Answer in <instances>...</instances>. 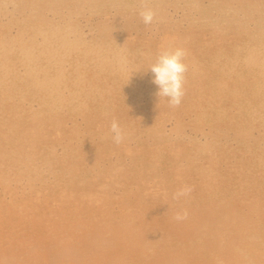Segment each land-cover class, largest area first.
<instances>
[{"label": "rangeland", "instance_id": "374dc122", "mask_svg": "<svg viewBox=\"0 0 264 264\" xmlns=\"http://www.w3.org/2000/svg\"><path fill=\"white\" fill-rule=\"evenodd\" d=\"M0 1V264H264V0Z\"/></svg>", "mask_w": 264, "mask_h": 264}, {"label": "clouds", "instance_id": "9594fccd", "mask_svg": "<svg viewBox=\"0 0 264 264\" xmlns=\"http://www.w3.org/2000/svg\"><path fill=\"white\" fill-rule=\"evenodd\" d=\"M142 22L150 25L155 17V12L149 7H142L138 12ZM187 55L183 48H161L155 62L150 65L148 70L153 74L152 83L157 86V96L167 98L170 107H179L185 95L184 82L185 74L188 71V65L184 62ZM112 141L119 145L123 139V130L116 120H113L110 126ZM194 191L193 185H187L174 194V199L188 196ZM188 213L184 211L176 213L174 219L182 221L187 219Z\"/></svg>", "mask_w": 264, "mask_h": 264}, {"label": "bare ground", "instance_id": "6f19581e", "mask_svg": "<svg viewBox=\"0 0 264 264\" xmlns=\"http://www.w3.org/2000/svg\"><path fill=\"white\" fill-rule=\"evenodd\" d=\"M0 2H1V1H0ZM2 5H3V4H2ZM4 6H5V5H4ZM55 30H56V29H55ZM55 30H54V31H55ZM54 31H53V32H54ZM40 32H43V31H40ZM32 36H33V35H32ZM44 36H46V35H44ZM53 36H54V35H53ZM46 37H47V36H46ZM51 37H52V36H51ZM63 37H64V36H63ZM63 37H62V39H63ZM34 38H36V37H34ZM36 39H37V38H36ZM45 39H46V38H45ZM30 40H31V39H30ZM32 40H33V37H32ZM32 40H31V41H32ZM63 40H64V39H63ZM54 41H55V40H54ZM54 41H53V42H54ZM67 41H68V40H67ZM45 42H46V41H45ZM71 42H72V40H71ZM47 43H49V41H48ZM68 43H70V42L68 41ZM64 44H65V43H64ZM75 44H76V43H75ZM77 44H78V43H77ZM258 44H259V43H258ZM37 45H38V44H37ZM41 45H42V44H41ZM48 45H49V44H48ZM66 46H67V45H66ZM38 47H39V46H38ZM61 47H63V45H62ZM44 48H45V47H44ZM54 49H55V48H54ZM69 49H70V48H69ZM253 49H254V48H253ZM67 51H68V50H67ZM86 51H87V50H86ZM39 52H40V51H38V53H39ZM41 52H42V51H41ZM43 53H44V52H43ZM49 53H50V52H49ZM67 53H68V52H67ZM42 55H43V54H42ZM50 55H51V54H50ZM84 57H85V55H84ZM2 58H3V57H2ZM46 58H47V60H48V57H46ZM50 59H52V58H50ZM43 60H44V59H43ZM53 60H54V59H53ZM1 64H2V63H1ZM57 65H58V64H57ZM43 67H44V65H43ZM59 67H60V66H59ZM43 69H44V68H43ZM50 69H51V68H50ZM45 70H46V69H45ZM45 70H42V71H45ZM46 72H47V71H46ZM57 72H58V71H57ZM43 73H44V72H43ZM62 73H63V72H62ZM59 76H60V75H59ZM57 77H58V76H57ZM53 78H54V77H53ZM62 78H63V77H62ZM263 79H264V78H263ZM262 86H263V85H262ZM52 105H53V104H52ZM248 223H249V222H248ZM245 224H246V223H245ZM245 229H246V228H245ZM254 233H255V231H254ZM152 234H153V233H152ZM257 234H259V233H257ZM253 235H254V234H252V235L249 236V237H252ZM255 235H256V233H255ZM255 235H254V237H257V236H255ZM247 236H248V235H247ZM247 236H246V237H247ZM156 237H157V236H156ZM249 237H248V238H249ZM254 237H253V238H254ZM258 237H259V236H258ZM258 237H257V238H258ZM257 238H255V239H257ZM249 239H252V238H249ZM156 240H157V239H156ZM157 241H158V240H157ZM147 242H150V241H147ZM151 242H152V241H151ZM261 242H263V241H261ZM262 244H263V243H262ZM236 246H237V245H236ZM263 246H264V245H263ZM238 247H239V246H238ZM234 248H235V247H234ZM237 249H238V248H237ZM237 249H236V250H237ZM239 249H240V248H239ZM237 251H238V250H237ZM241 251H242L241 253H243V250H242V249H241ZM256 251H257V250H256ZM244 252H245V251H244ZM263 252H264V251H263ZM246 253H247V252H246ZM259 253H260V252H259ZM246 255H247V254H246ZM246 255L244 254L245 257H246ZM248 256H249V255H248ZM263 256H264V253H263ZM241 257H242V256H241ZM249 259H250V258H249ZM218 260H219V259H218ZM250 260H252V259H250ZM215 261H216V260H215ZM219 261H220V260H219ZM222 262H223V261H222ZM222 262H220V263H222ZM246 263H248L247 260H246ZM252 263L254 264L253 261H252ZM252 263H251V264H252ZM216 264H217V263H216Z\"/></svg>", "mask_w": 264, "mask_h": 264}]
</instances>
